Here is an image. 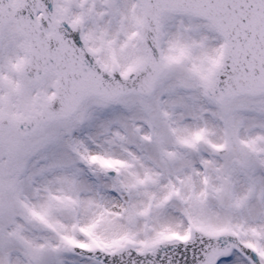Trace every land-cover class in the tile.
<instances>
[{
	"label": "snow or ice",
	"instance_id": "6c2138e0",
	"mask_svg": "<svg viewBox=\"0 0 264 264\" xmlns=\"http://www.w3.org/2000/svg\"><path fill=\"white\" fill-rule=\"evenodd\" d=\"M0 264H264V0H0Z\"/></svg>",
	"mask_w": 264,
	"mask_h": 264
}]
</instances>
